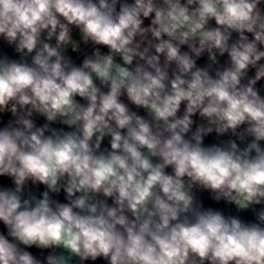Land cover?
I'll return each instance as SVG.
<instances>
[{
	"label": "clouds",
	"instance_id": "obj_1",
	"mask_svg": "<svg viewBox=\"0 0 264 264\" xmlns=\"http://www.w3.org/2000/svg\"><path fill=\"white\" fill-rule=\"evenodd\" d=\"M0 264H264V0H0Z\"/></svg>",
	"mask_w": 264,
	"mask_h": 264
},
{
	"label": "crops",
	"instance_id": "obj_2",
	"mask_svg": "<svg viewBox=\"0 0 264 264\" xmlns=\"http://www.w3.org/2000/svg\"><path fill=\"white\" fill-rule=\"evenodd\" d=\"M62 198V197H61ZM207 203H211V201H208ZM218 207H223V205H219Z\"/></svg>",
	"mask_w": 264,
	"mask_h": 264
}]
</instances>
